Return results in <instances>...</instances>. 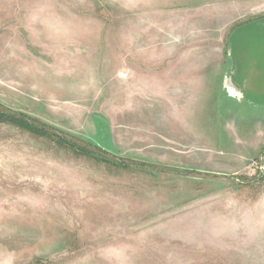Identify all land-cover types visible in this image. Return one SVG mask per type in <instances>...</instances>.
Instances as JSON below:
<instances>
[{"label":"rangeland","instance_id":"obj_1","mask_svg":"<svg viewBox=\"0 0 264 264\" xmlns=\"http://www.w3.org/2000/svg\"><path fill=\"white\" fill-rule=\"evenodd\" d=\"M0 111L117 163L0 121V264H264V0H0Z\"/></svg>","mask_w":264,"mask_h":264},{"label":"trees","instance_id":"obj_2","mask_svg":"<svg viewBox=\"0 0 264 264\" xmlns=\"http://www.w3.org/2000/svg\"><path fill=\"white\" fill-rule=\"evenodd\" d=\"M0 121H9L11 123L21 125L27 129H29L30 131L34 132V133L43 134L45 136L53 137L59 145L69 147L70 149L75 150V152L81 153L83 155L91 156L92 158L97 159V160L113 162V163L117 164L116 162L112 161L110 158H107L105 155H103L101 153L99 147L93 145L95 150H93V151L89 150L83 145H78V144H76L70 140H67L66 138H64L62 136L57 135L54 132H51L47 129H44L40 126L33 124L30 120H28L24 116L10 115L9 113H4V112L0 111Z\"/></svg>","mask_w":264,"mask_h":264},{"label":"bare ground","instance_id":"obj_3","mask_svg":"<svg viewBox=\"0 0 264 264\" xmlns=\"http://www.w3.org/2000/svg\"><path fill=\"white\" fill-rule=\"evenodd\" d=\"M225 87L230 95L241 97V89L233 84L230 76L225 78Z\"/></svg>","mask_w":264,"mask_h":264}]
</instances>
